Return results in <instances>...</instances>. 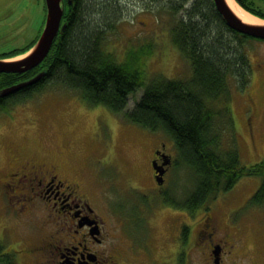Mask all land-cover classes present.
<instances>
[{
    "label": "rangeland",
    "instance_id": "1",
    "mask_svg": "<svg viewBox=\"0 0 264 264\" xmlns=\"http://www.w3.org/2000/svg\"><path fill=\"white\" fill-rule=\"evenodd\" d=\"M117 2L122 11L115 19L114 28L108 33L104 50L121 61L128 50L138 52L143 49L147 77L161 74L170 79L187 78L190 74L189 64L171 42L172 22L168 15L163 12L157 15L152 11L150 8L155 2L151 3L150 0ZM42 6L43 0H0V57L24 49L35 38L40 27L42 30L46 14ZM248 41L245 50L252 68L251 81L244 91L233 86L229 103L243 166L264 159V116L252 117L249 111L258 108L259 88L264 90V42L258 39ZM141 95L142 88L129 97L126 109L133 108ZM96 107L98 109L86 105L74 91L51 86L25 103H15L8 111L1 112L0 192L3 191L7 170L13 171L19 164L18 155L33 163L56 165L62 178L79 182L89 180V162L100 160L109 163L106 159L109 157L118 172L115 180L118 187H122V177L125 176L133 178L142 188L151 185L149 160L152 158V150L165 143L168 153L174 156L172 141L161 131L151 132L128 123L123 114H114L103 106ZM99 114L113 129L112 147L105 121H100L98 128L94 127L95 118ZM117 120L125 127H119ZM260 181L259 177H242L231 189L219 192L214 199L210 197L205 202L209 207L207 211L201 207L193 213L195 217L190 218L192 214L184 209L179 213L183 215L180 220L192 224L207 212L219 221L220 230L229 227L228 230L239 239L241 262L237 264H261L258 250L261 248V230L264 229L261 223L264 207L250 203ZM14 184V192L7 193L6 190L8 198L5 196L3 200L0 195V241L5 245V253L13 254L18 264H47L45 261L48 256L44 251L31 254L30 249L53 235L54 227L59 228L55 214L46 211L45 207L37 206L26 217H17L15 212H11L12 205L20 208L23 202H18V198H24L23 194L27 190L25 187L19 190V184ZM192 187L186 169L173 166L167 177L168 194L180 202ZM117 192L111 201L124 195ZM146 205L142 206V210L152 215L158 242L172 249L173 242L169 236L175 233L173 225L177 221L176 212H172L169 207H161L155 196L152 207ZM5 207H8L6 212ZM200 261L193 257L187 264H202ZM151 262L147 260L127 264Z\"/></svg>",
    "mask_w": 264,
    "mask_h": 264
},
{
    "label": "trees",
    "instance_id": "2",
    "mask_svg": "<svg viewBox=\"0 0 264 264\" xmlns=\"http://www.w3.org/2000/svg\"><path fill=\"white\" fill-rule=\"evenodd\" d=\"M68 1L62 0L61 24L65 28L46 58L24 73H0V90L42 74L34 84L0 98V113L51 86H60L76 92L90 107L103 106L123 114L128 123L161 131L172 141L173 166L184 167L193 183L185 198L174 202L176 207L191 214L201 207L208 210L205 202L210 197L214 199L246 176L260 178L250 203L264 207V159L250 166L241 164L229 107L233 86L244 91L251 81L245 49L254 38L230 29L212 0H150L155 2L150 9L157 15L166 13L172 22L171 42L189 64L190 74L177 79L161 74L147 77L143 49L128 50L121 61L104 50L108 33L122 11L118 0ZM235 1L264 20V0ZM42 8L44 12V4ZM40 29L24 49L0 59L28 51ZM140 88L142 95L127 110L129 97ZM0 264H18L13 254L5 253L1 241Z\"/></svg>",
    "mask_w": 264,
    "mask_h": 264
},
{
    "label": "flooded vegetation",
    "instance_id": "3",
    "mask_svg": "<svg viewBox=\"0 0 264 264\" xmlns=\"http://www.w3.org/2000/svg\"><path fill=\"white\" fill-rule=\"evenodd\" d=\"M249 111L252 117L264 116V90L261 91V87L258 108ZM100 121H105L112 147L113 129L101 114L95 118V128H98ZM116 122L119 127H125L118 120ZM167 149L165 143L153 148L149 160L151 185L146 188L127 176L122 177V187H118L115 182L118 172L109 157L106 158L109 163L100 160L89 162V180L79 182L62 178L56 165L33 163L16 155L19 164L14 167L15 171L7 170L5 178L8 182L5 181L3 185L5 195L3 191L0 193L4 200L5 196L8 198V192L15 191L14 183L19 184V190L26 188L24 198H18V202H23L20 208L14 207V204L11 208L17 217H26L37 206L45 207L46 211L55 214L59 228L54 227L53 235L30 249L31 254L44 251L48 256L45 261L47 264H127L147 260H152L151 264H187L193 257L197 261L201 260L202 264L241 262L239 239L233 236L229 227L220 230L219 221L212 215L206 212L192 224L180 220L183 215L179 213L184 210L173 207H176L174 202L179 201L171 197L166 189L167 177L174 165ZM164 155L170 157V164L160 168L163 171L162 184L158 185V173L153 168V162L160 167ZM117 191L124 195L111 201ZM153 196L159 200L161 207H169L172 212H176L177 221L173 225L175 233L169 236L173 242L172 249L158 242L152 215L142 210L146 204L152 207ZM7 209L4 208L5 212ZM189 217L194 218L195 215ZM261 223L264 227V219ZM191 248L193 250L190 253ZM258 251L261 264H264V229L261 230V248Z\"/></svg>",
    "mask_w": 264,
    "mask_h": 264
},
{
    "label": "water",
    "instance_id": "4",
    "mask_svg": "<svg viewBox=\"0 0 264 264\" xmlns=\"http://www.w3.org/2000/svg\"><path fill=\"white\" fill-rule=\"evenodd\" d=\"M213 5L221 16L225 24L235 32L252 37L254 39H264V24L249 25L242 22L227 6L225 0H212ZM46 15L41 34L39 35L34 46L18 60L0 59V73H24L38 66L49 53L51 46L58 33L63 32L65 24L61 25L63 16L62 0H44ZM70 3V0L68 1ZM263 21V20H262ZM42 74H38L30 80L15 84L13 86L0 90V98H6L17 92L19 89L34 84ZM158 154V153H157ZM170 159L165 156L160 167L153 162V168L158 173L156 182L162 184V168L169 165Z\"/></svg>",
    "mask_w": 264,
    "mask_h": 264
},
{
    "label": "bare ground",
    "instance_id": "5",
    "mask_svg": "<svg viewBox=\"0 0 264 264\" xmlns=\"http://www.w3.org/2000/svg\"><path fill=\"white\" fill-rule=\"evenodd\" d=\"M227 6L230 8V10L235 14V16H237V18H239L242 22L249 24V25H262L264 24V21H262L261 19H259L258 17L250 14L249 12H247L246 10H244L243 8H241L236 2L235 0H225ZM145 21L143 22V24H145ZM23 56H19L17 58H15L14 60H18L20 58H22Z\"/></svg>",
    "mask_w": 264,
    "mask_h": 264
}]
</instances>
